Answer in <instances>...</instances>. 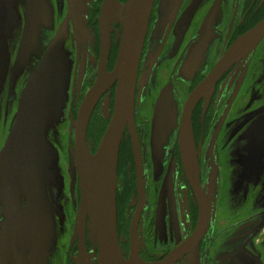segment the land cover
I'll use <instances>...</instances> for the list:
<instances>
[{"label": "flooded vegetation", "instance_id": "af4514ba", "mask_svg": "<svg viewBox=\"0 0 264 264\" xmlns=\"http://www.w3.org/2000/svg\"><path fill=\"white\" fill-rule=\"evenodd\" d=\"M49 2L54 28L42 32L21 73L13 64L22 28L8 40L11 65L0 101V151L19 94L67 20L66 52L72 63L67 101L49 139L60 157L66 151L69 160L72 122L99 75L104 0ZM263 20L264 0H154L138 66L134 122L125 126L117 166V230L124 258L135 245L147 263L264 264V37L194 102L191 126L198 171L193 179L180 150V123L189 96L234 42ZM109 28L106 69L111 72L123 28L117 18H111ZM115 90L116 85L107 90L91 114L87 142L92 153L112 116ZM61 161V188L51 185L48 197L45 192L38 201V246L6 245V215L0 205V264H77L81 238L73 235L81 190L78 175L72 176ZM201 203L208 225L196 243L191 238ZM30 205L31 199L22 201L23 208L36 212L33 200ZM85 240L89 254L84 264H98L97 255L90 254L88 232Z\"/></svg>", "mask_w": 264, "mask_h": 264}, {"label": "water", "instance_id": "95a60500", "mask_svg": "<svg viewBox=\"0 0 264 264\" xmlns=\"http://www.w3.org/2000/svg\"><path fill=\"white\" fill-rule=\"evenodd\" d=\"M153 2L127 0L119 5L115 4L116 0H104L103 3L99 75L72 122L74 146L68 149L69 172L72 176L78 175L81 190L73 235L81 238L77 264H84L89 254L86 232L92 246L90 254L97 255L98 264H157L144 262L135 245L130 257L124 258L117 230L116 204L120 143L125 126H133L134 122L138 66ZM111 18L121 22L123 31L115 66L109 72L106 64L111 47ZM66 21L57 29L40 63L31 71L19 94L12 124L0 151V205L6 215L2 237L6 245L24 247L31 243L35 247L40 244L38 201L45 192L48 197L51 185L58 184L61 188L63 183L60 153L49 139V134L62 121L67 101L70 71L68 67L65 78V69L69 66L65 52L69 32ZM20 28L21 44L13 64L18 73L27 66L42 32L54 28L53 7L49 0H0V101L11 65L8 40ZM263 37L264 20L234 42L210 75L189 96L180 123V150L184 168L191 179L198 171L191 126L194 102L232 63L251 53ZM114 85L113 113L96 151L92 153L87 142L90 117L98 99ZM13 89L15 92V87ZM107 101L106 98V105ZM26 199H31V205L33 200L35 206L32 208H36V212L27 211L29 207L23 208L22 201ZM201 206V218L191 238L196 243L208 225V213L203 210L202 203ZM30 214L36 218L29 219Z\"/></svg>", "mask_w": 264, "mask_h": 264}, {"label": "rangeland", "instance_id": "374dc122", "mask_svg": "<svg viewBox=\"0 0 264 264\" xmlns=\"http://www.w3.org/2000/svg\"><path fill=\"white\" fill-rule=\"evenodd\" d=\"M21 13L23 14V10H21ZM68 39V38H67ZM67 39L65 40V52H66V42H67ZM66 54H67V52H66ZM68 55V54H67ZM69 66H67L66 67V69H65V72H66V70H67V68L69 67V71L71 70V65H72V63H71V59L69 58ZM65 74V73H64ZM67 75H68V71L66 72V75H65V78L67 77ZM69 76H70V72H69ZM69 78V77H68ZM67 85H68V80H67ZM65 86H66V84H65ZM66 94H67V91H66ZM67 96V95H66ZM62 158V161H61V165L63 166L64 165V167H65V170H66V168H68L69 169V165L68 166H66V160H68V157H67V153H66V151L64 152H62L61 153V157H60V159ZM65 158H66V160H65Z\"/></svg>", "mask_w": 264, "mask_h": 264}]
</instances>
